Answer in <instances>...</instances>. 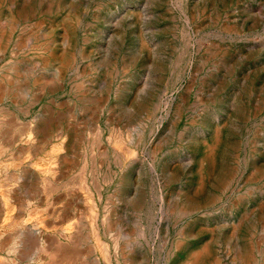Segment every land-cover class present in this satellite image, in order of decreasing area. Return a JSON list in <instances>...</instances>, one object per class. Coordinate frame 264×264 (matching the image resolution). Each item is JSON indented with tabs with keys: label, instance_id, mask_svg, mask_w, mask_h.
Instances as JSON below:
<instances>
[{
	"label": "rangeland",
	"instance_id": "rangeland-1",
	"mask_svg": "<svg viewBox=\"0 0 264 264\" xmlns=\"http://www.w3.org/2000/svg\"><path fill=\"white\" fill-rule=\"evenodd\" d=\"M207 242L264 264V0H0V264Z\"/></svg>",
	"mask_w": 264,
	"mask_h": 264
},
{
	"label": "bare ground",
	"instance_id": "bare-ground-1",
	"mask_svg": "<svg viewBox=\"0 0 264 264\" xmlns=\"http://www.w3.org/2000/svg\"><path fill=\"white\" fill-rule=\"evenodd\" d=\"M209 158L212 160L211 162L214 163V161L212 159L213 156L209 155ZM220 181H225V178L221 177ZM212 249H213V245L211 243L207 242L206 244H204L202 246L201 249L192 250V252L190 254V257H189L190 260L188 261L187 264H205V263H207L210 260L211 255L213 253ZM251 255H252L251 247L250 246L246 247L245 251L243 252V257L247 260V259H249L251 257ZM212 258H213V261H211V264H219L218 260L216 258H214V256H212Z\"/></svg>",
	"mask_w": 264,
	"mask_h": 264
}]
</instances>
